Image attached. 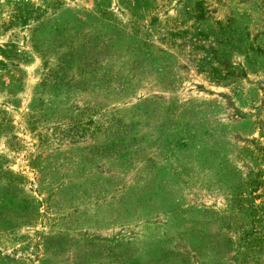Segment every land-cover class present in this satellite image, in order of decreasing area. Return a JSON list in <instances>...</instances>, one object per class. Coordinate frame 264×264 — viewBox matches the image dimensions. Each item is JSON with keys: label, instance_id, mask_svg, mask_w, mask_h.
Returning a JSON list of instances; mask_svg holds the SVG:
<instances>
[{"label": "rangeland", "instance_id": "obj_1", "mask_svg": "<svg viewBox=\"0 0 264 264\" xmlns=\"http://www.w3.org/2000/svg\"><path fill=\"white\" fill-rule=\"evenodd\" d=\"M255 175L264 0H0V264H237Z\"/></svg>", "mask_w": 264, "mask_h": 264}, {"label": "trees", "instance_id": "obj_2", "mask_svg": "<svg viewBox=\"0 0 264 264\" xmlns=\"http://www.w3.org/2000/svg\"><path fill=\"white\" fill-rule=\"evenodd\" d=\"M80 123L81 122H77V124H74L75 126L73 125V128L77 130L81 125ZM91 123L90 120H84L83 124L88 125ZM263 184L264 178L255 175L249 180L247 185L251 187L250 190H252L253 193H256L259 189H263ZM259 197L261 198L263 195L253 196L251 200L259 199ZM263 204L264 202H262V205ZM246 209L249 210L248 216L250 218V224H224V227L227 229L231 228V231L234 232L236 241L223 236L222 241H211L206 246H210L211 249L217 248L216 250H221L223 253H226L227 250L234 253V261H236L237 264H264V224L259 223V211L261 208L251 203L250 206L247 205ZM200 247H202L201 244L196 249ZM166 254H168V252H166ZM185 264H189L187 260H185Z\"/></svg>", "mask_w": 264, "mask_h": 264}]
</instances>
